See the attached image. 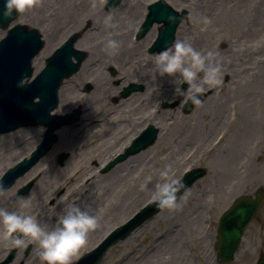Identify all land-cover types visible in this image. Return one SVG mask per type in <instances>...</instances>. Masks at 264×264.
<instances>
[{
	"label": "rangeland",
	"instance_id": "obj_1",
	"mask_svg": "<svg viewBox=\"0 0 264 264\" xmlns=\"http://www.w3.org/2000/svg\"><path fill=\"white\" fill-rule=\"evenodd\" d=\"M90 1L91 0H87L81 9L70 15L66 13L68 4L71 3L72 7L77 9V6H79V0H33V4L20 13L18 22L27 23L41 29L46 38V47L41 55H46V53H48L47 50L49 46L52 49L58 46L64 39H66L72 30L89 25L90 28L87 29L85 34L78 41L77 46L89 52L87 61L93 65L95 70L90 69L87 72L82 68L81 73L73 77L71 81L83 84V82L88 80L96 85L95 89L91 93L86 94L84 100H82L85 105L84 109L86 108L84 113H87L86 115L91 120L106 122L111 119V116H109L111 112H118V108L124 110H126V108L123 107V103L116 104L113 102L112 99L115 96L114 93L117 91L118 86L113 84V80H111L112 77H110L108 72L103 69V65H110L113 59H123L122 62L127 61V59H136V61L141 60L143 63L146 62V69L148 67V78H145L144 80L141 77L140 79L147 85L145 91L147 107L149 106L152 97H165V93H162L161 90L168 93V85H170L172 81H170L167 74L160 76L158 73H155L154 58L153 56L147 55V52H145L146 44L148 43L145 38L138 41L141 46L138 58H135L134 53L131 55L132 50L129 47L127 48L128 51H122L119 49L121 52H116V55L108 54L104 51L103 47L97 50L98 47L103 46L104 41L109 37V34H112L114 38L121 40L123 45H133L130 43L129 37L132 35L133 30L138 23L135 21L136 18L139 16V20L142 15L143 9L141 8V2L146 3L150 0H124L120 8L113 12L115 21L114 27H107L101 22V18L105 13L104 4H101L99 8H92ZM98 1L100 4V0ZM104 1L105 0H103V3ZM194 1L197 0H168V2H170L175 8L192 7L191 4ZM209 1H211L210 7L206 12L209 13L211 20L209 23L201 22L203 33L208 34L206 50L211 49L216 51L223 59L222 65L228 67V59H238L237 54L242 49L239 45L245 44L248 46L249 50L250 45L256 42V40H259V36L264 30V0ZM128 3L136 8L132 13L128 10H121L122 5ZM255 3H258L259 5ZM254 4L256 5V11L254 16L250 19L253 20L255 17V23L250 27L257 24L259 30L256 32L255 27H253L250 33L245 32L244 34L241 32L243 30L242 26L244 28L245 26L247 27V24L249 23L248 20L250 19L247 17L245 23L242 18L244 15L246 16L247 11L249 12L248 9L251 6H255ZM234 9H238L240 12L239 23L236 25V23L233 22L229 25L226 17H228ZM191 11V15H193L195 13L193 12V8ZM117 13H121L119 19L115 18V14ZM197 13H199V11ZM124 15H130V17L133 16L135 19L130 25H124L121 23V17ZM191 15L189 19L193 18ZM215 21L217 24L214 23ZM185 26L186 28L188 26L190 28L187 30L185 29ZM196 26L197 23L191 20L190 25L183 23L180 28H183L184 30L180 29L178 31L183 32L184 36L193 42V45H196L195 43L198 38ZM212 26L214 31L209 34L208 30H210ZM4 34L5 31L0 28V39ZM217 39H224L222 40L224 41V44L221 50L214 49ZM230 41L234 42L232 46L229 45ZM198 45H201L200 42ZM248 53L249 55L251 54L250 51ZM143 54L146 56V59ZM260 54H264V51L262 50ZM244 57L246 58V55H244ZM40 59H44V57H39V60ZM252 59L254 58L252 57ZM38 61L36 62V65H38ZM230 69L234 70V67H230ZM240 70L241 66L237 64L234 71L235 76L234 74H230L228 68L226 74H228L230 78L228 80L226 78L223 82L220 81V83L217 84L218 88L214 94L216 98L215 113H220L218 107L220 106L221 101H223L222 108L224 113H222L221 118L227 116L226 110L230 103L229 96L236 98L242 106L245 103V97L247 95L255 93L254 96L259 98L262 93L261 87L258 85H255L248 90V84L251 79L258 75V73H260V75L261 73H264V67L260 68V71L256 70L252 75H239ZM98 72L103 73V79L97 74ZM154 76L155 80H153ZM153 83L159 85L155 90L151 88ZM106 88L110 90L109 93H107ZM74 92L77 91L74 89ZM81 94L82 93H80V95ZM138 95L139 94H137V96ZM78 96L79 93L77 92V95L68 98L66 105L69 106L71 101L76 100ZM211 97L208 105L206 106L204 104L203 107H198L196 109L197 112L195 110L194 114L190 115V118L188 117L189 115L187 116L183 112L177 110L181 118L176 120L174 113H172V122L166 121L164 115L162 116V122L157 121V124L160 125V127L162 126V133H160L159 138L162 140L166 139L164 145L167 146L168 144H172L173 137L176 136V134H181V130H183V134H187L188 126H190L192 122L195 123L196 119H198L197 116L199 111L202 110L201 108H205L202 117L207 114L209 116L206 122L210 120V117L213 116V101H211ZM166 98L170 99L171 94L167 95ZM247 99L253 100L252 96L247 97ZM257 104L258 103H255L253 106L250 105L247 107V109L250 108L249 111H251L254 117L257 113H260L257 121L252 125L254 133L252 134L249 132L251 135L245 140L243 134L240 132L242 121L239 119L235 128L232 129L231 136H229L230 144H234L233 137L235 134L239 132L241 133H239L240 143L236 140L237 152L234 155H230V153H232L231 150L222 147L220 148L222 152L220 156L219 154L213 155L214 153L212 152L209 155L201 157L200 155H202V153L199 152V154H196L190 160H183L182 157L184 153L188 151L192 143L202 140L200 134L203 132H200L201 129H198V131L197 125L193 124L195 125L194 132L196 130L199 134H195V136L187 142L183 141L181 146H179V140L175 143L176 149L174 153L178 155L177 161L179 163L170 164L172 165L173 174L176 177H180L185 168L196 167L198 165L204 166L208 169L207 175L188 190V194L185 199L181 200V206L179 208L175 210L165 209L160 212L153 219L133 232L127 239L112 247L101 264H144V261L152 256L154 257V264H220L216 259V253L214 250L216 228L220 215L226 207L230 206L236 195L253 193V191L259 186L264 185V123H262L263 118H259L264 112L258 110ZM173 110L174 109L172 108H167L162 111L171 114ZM127 111L128 110L125 112L126 116L132 117L130 110L129 113ZM202 122L205 121L202 120ZM178 125L184 126L182 129H179L180 132L178 131ZM258 125L260 127L263 126V128L259 129ZM137 127L139 126H136V128ZM23 130L27 131L29 128H24ZM73 131L74 129L70 128L66 130V136L63 135V133L60 135V142L61 140L66 139L68 145L65 148H69L71 151H74L72 148L74 143H78L77 141L79 139L80 141L83 140L80 135L70 137L74 135ZM258 131L262 133L261 136ZM39 132H41V128H36L32 131L31 135L27 136L28 139L30 137H35L32 143L21 138L22 135L19 131L9 135L7 144L3 142L0 143V171L15 164L19 157L27 154L38 141L36 138ZM215 132L216 130L214 128L210 130L206 128L204 130L205 137L213 136ZM67 138L71 140L69 141ZM258 139L259 141L261 140V142H259ZM254 141L256 142L254 143ZM225 143L228 144L229 142L226 141ZM94 144L95 142L88 143V145L86 144L81 147L80 151L86 147L90 148ZM104 147L105 146H103L102 149L105 150ZM164 148L166 147L161 146L159 141H157L153 147L140 156L137 162H141L144 157H151L150 153H157L159 150L164 152ZM94 149L95 148L82 151V156H78L77 158L81 157L79 158V161L84 160L89 152H92V150L95 151ZM245 150L251 152L252 155H249L248 157L242 155L241 152ZM62 151L63 150L61 149L55 151L37 164L34 172L41 170L44 173L37 179L34 185L28 198L30 203L25 205V202L21 200L18 204L13 206L18 208L17 211L25 214H34L41 223L48 222L51 224L58 218L65 209V206L70 202L81 203L82 206H84V204L90 205V209L92 208L91 211L98 216L99 223L104 222V224L97 232L92 233L88 237L87 244L74 257V263L83 252L94 247L113 225L120 224L130 218L140 207L150 200V191L155 185L146 191L143 190L144 185L149 184L152 180H156L157 182L159 179L157 170L166 165L167 160L159 157V155L161 156L162 154H155L152 160L148 159V163L150 162V164L145 167H140L141 170L140 168H137L139 165L135 164L134 166L129 167L130 169L127 171L128 175H122L124 178L113 180V175H116L115 172L119 170L117 169L118 167L114 168L107 174L97 173L99 175L95 174L91 176H87V172L76 174V172L73 171V168L76 166L79 167V165L76 164L78 162L77 159H66L63 166L56 162V160H58L56 157H58ZM98 152L101 151L98 150ZM171 152L173 153V151ZM102 153L105 154V152ZM231 156L234 157L231 158ZM50 159L53 160L52 165H50ZM230 159H233L232 162ZM157 160H159L160 163H156ZM104 161H106L105 158H98V154H96L93 164L95 173ZM125 163L126 162L121 163V165ZM154 163H156V166ZM230 163H232L231 166H229ZM59 165L63 169L52 173L53 171L50 167L56 166L58 168ZM227 168L233 169L234 173L227 174ZM149 175L153 177L151 181L146 180V177ZM221 176L225 177L222 183L219 182ZM31 177H33V175ZM21 184H23V181L19 185ZM55 187L57 189L56 191L59 192L65 189V193H62L57 197L56 193L53 192ZM48 195L55 198V204L47 203L46 199ZM123 200H128L125 207H115ZM0 207H2V205ZM2 231V226H0V233H2ZM11 247L14 246L9 242L4 240L0 241V260L7 254V250ZM27 250H29V253H27ZM261 251H264V205L249 224L236 258L229 264H255ZM17 253L19 255L18 260L15 263L12 262L10 264H21V258L25 259V264H41L37 246L33 242H28L26 246H20Z\"/></svg>",
	"mask_w": 264,
	"mask_h": 264
},
{
	"label": "clouds",
	"instance_id": "obj_2",
	"mask_svg": "<svg viewBox=\"0 0 264 264\" xmlns=\"http://www.w3.org/2000/svg\"><path fill=\"white\" fill-rule=\"evenodd\" d=\"M33 0H3V11L0 17L11 19L28 9ZM96 0H91V7L95 8ZM203 23H209L211 18L201 15ZM169 22L175 21V16L168 17ZM101 22L107 27H114V14L112 9L105 10ZM122 41L114 38L112 34L104 41L103 49L108 54H115L122 46ZM150 55L154 58L155 73L174 77L175 92L183 99L181 104L192 105L203 103L200 95L205 84H219L222 75V58L211 49L196 48L188 38L174 39L166 47ZM155 80V76L153 78ZM187 83V88L182 87ZM23 81H21V86ZM159 85L153 83L151 88L157 89ZM159 106V101L155 102ZM159 179L150 191V199L156 202L159 209L175 210L181 206V200L188 194V188L183 180L173 174L172 165L166 164L157 170ZM151 175L146 177L151 181ZM143 187V185H142ZM5 185L0 182V193L6 192ZM25 205L30 203L27 197L20 196ZM90 205L70 202L63 212L51 224L41 221L33 214L9 210L0 207V226H2L3 240L13 246H26L28 242L36 244L41 264H73L74 257L87 244L90 232L99 224V218L90 210Z\"/></svg>",
	"mask_w": 264,
	"mask_h": 264
},
{
	"label": "bare ground",
	"instance_id": "obj_3",
	"mask_svg": "<svg viewBox=\"0 0 264 264\" xmlns=\"http://www.w3.org/2000/svg\"><path fill=\"white\" fill-rule=\"evenodd\" d=\"M87 0H79V3H78V5L79 6H77V9L76 8H74V7H72L71 6V4H68V6H67V10H66V13L67 14H72V13H75V12H77L79 9H81L82 8V6L85 4V2H86ZM91 2V1H90ZM210 2L211 1H209V0H197V1H195V3H194V7H193V12H195L194 14H193V18H191V19H188L189 21H193V22H196L197 23V26H196V29H197V31H198V38H197V41L198 42H200V44H205L206 43V41H207V38H208V34H206V33H203V30H202V21L199 19V17L201 16V15H203L204 13H206V11H207V9L210 7ZM196 6V7H195ZM204 6H205V8H204ZM199 11V13H197ZM201 13V14H200ZM121 13H117V14H115V18L116 19H119L120 18V15ZM239 17H240V12L238 11V9H234V10H232V12L229 14V16L228 17H226L227 19H228V23H229V25L230 24H232L233 22L234 23H236V25H238V23H239ZM121 19H122V21H121V23L122 24H124V25H130L131 23H132V21L135 19V17L133 18V16L132 17H130V15L129 16H127V15H124V16H122L121 17ZM181 30H184L183 28H180ZM179 29V30H180ZM257 30L258 29H256V32H257ZM212 31H214V28H213V26H212V28L210 29V30H208V33L210 34V32L212 33ZM251 31V29H249V32ZM154 36H155V33H153V34H151V36L149 37V39H150V42L153 40V38H154ZM183 38H186L185 36H184V34H183V32H178V37H177V39H183ZM233 41H230V43H229V45H233ZM103 46H100V47H98L97 48V50H99L100 48H102ZM127 48H128V46H127V44H125V45H123L122 44V46L120 47V49L123 51V50H127ZM131 50H134V49H132V48H130ZM120 51V50H119ZM118 51V52H119ZM128 51V50H127ZM121 52V51H120ZM250 84L248 85V86H251L252 85V87H254L255 85H258V86H260L261 87V95H260V97L259 98H257V97H255L254 95H251L252 96V99L255 101V103L258 101L260 104H259V107H262L263 106V109H262V111L264 112V75H258L257 77H255L253 80H250ZM263 121H264V115H263ZM199 126H200V128L199 129H201L202 127L204 128V125L203 124H198ZM183 127V126H182ZM181 127V125L179 126V128L181 129L182 128ZM231 129V128H230ZM229 129V130H230ZM246 129H247V131L249 132V130H250V128H249V126L248 127H242V130H241V133L242 134H249L248 132H246ZM19 133L22 135L21 136V138H24V139H26L27 138V136H29V135H31L32 134V130H30V131H19ZM228 133H229V131H228ZM227 133V134H228ZM227 134H226V136H227ZM238 136H239V134H237ZM225 136V137H226ZM225 137H224V139H225ZM9 138V136H4V137H2V139H1V141H3V143H5V144H7V139ZM187 138V140L189 139V137H186ZM223 139V140H224ZM186 140V139H185ZM222 140V141H223ZM231 155V154H230ZM232 157H234V156H231V158ZM176 159V160H175ZM177 159H178V157L177 156H173V155H171L168 159H167V164H170V163H179L178 161H177ZM234 159V158H233ZM233 159H230V161L232 162V160ZM174 160H175V162H174ZM159 162V160H157L156 161V163H158ZM156 163H154V165L156 166ZM160 163V162H159ZM126 165V166H125ZM232 165V163H230L229 164V166H231ZM132 166V164H131V162H128V163H125V164H123V165H121L120 167H119V170H117L115 173H116V175H113V177H114V179L113 180H120V179H122V178H124L122 175H128V169H129V167H131ZM227 170H228V172H227V174H230V173H234V171H233V169H228L227 168ZM124 172V173H123ZM224 179H225V177H220V179H219V182L220 183H222L223 181H224ZM155 182H156V180H152L149 184H145L144 185V189L143 190H149L150 188H152L154 185H155ZM11 194V192H8L7 194H5V195H3V196H1V199H0V206L2 205V207H7L8 209H11V207H10V203H9V201H8V199H7V197L9 196ZM127 201L128 200H123L122 202H120V203H118L115 207H125L126 206V203H127ZM29 206H31V205H29ZM11 210H13V209H11ZM91 210V209H90ZM103 224H104V222H101V223H99L98 224V227L95 229V230H93L92 232H90V234L89 235H91L92 233H94V232H97L102 226H103ZM174 239H175V237H174ZM153 259H154V257L152 256V257H149L148 259H146L145 261H144V264H154L155 262L153 261Z\"/></svg>",
	"mask_w": 264,
	"mask_h": 264
},
{
	"label": "water",
	"instance_id": "obj_4",
	"mask_svg": "<svg viewBox=\"0 0 264 264\" xmlns=\"http://www.w3.org/2000/svg\"><path fill=\"white\" fill-rule=\"evenodd\" d=\"M0 6L1 8H3V0H0ZM173 32L174 25L172 24L162 29L160 34L161 45H164V47H166L168 44H170ZM202 174H204V171L202 169H199L198 172H193L192 174L188 175L183 182L186 186H188ZM263 200V190L259 191L255 199L248 197L240 198L236 201L235 205L237 207L233 210V212L228 214L225 218L221 220V225L219 228V242L217 245L218 258L220 261L229 262L234 258V253L237 250L244 229L247 223L252 218L255 211L261 206ZM243 206L248 207L244 208ZM242 219H244V221H242ZM139 221L140 217L138 216L131 222L138 223ZM111 242L112 241H109L106 246L94 251L96 260L93 264H95L101 258V256L104 254L106 247ZM258 264H264V258H261Z\"/></svg>",
	"mask_w": 264,
	"mask_h": 264
}]
</instances>
